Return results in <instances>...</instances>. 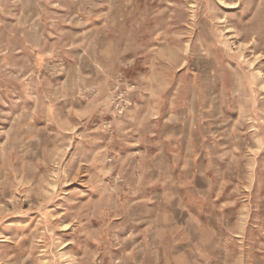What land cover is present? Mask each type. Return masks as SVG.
<instances>
[{
    "label": "rangeland",
    "instance_id": "1",
    "mask_svg": "<svg viewBox=\"0 0 264 264\" xmlns=\"http://www.w3.org/2000/svg\"><path fill=\"white\" fill-rule=\"evenodd\" d=\"M0 264H264V0H0Z\"/></svg>",
    "mask_w": 264,
    "mask_h": 264
}]
</instances>
